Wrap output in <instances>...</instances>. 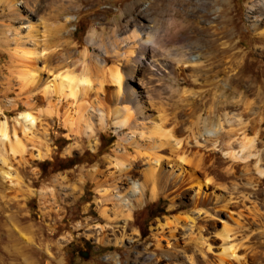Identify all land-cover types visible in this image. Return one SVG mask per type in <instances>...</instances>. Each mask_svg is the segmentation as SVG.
<instances>
[{"label": "rangeland", "instance_id": "374dc122", "mask_svg": "<svg viewBox=\"0 0 264 264\" xmlns=\"http://www.w3.org/2000/svg\"><path fill=\"white\" fill-rule=\"evenodd\" d=\"M263 3L0 0V122L24 149L0 158V264H264ZM141 42L175 71L143 61L136 110L98 60L126 81ZM84 72L88 91L53 90Z\"/></svg>", "mask_w": 264, "mask_h": 264}, {"label": "bare ground", "instance_id": "6f19581e", "mask_svg": "<svg viewBox=\"0 0 264 264\" xmlns=\"http://www.w3.org/2000/svg\"><path fill=\"white\" fill-rule=\"evenodd\" d=\"M15 3H13L12 5L14 6ZM264 4V3H263ZM220 17L216 18V20L210 24V30H213L214 28H216V32H214V34L219 37L218 39H221V33L218 32V29L220 30H223L224 28L223 27H220ZM214 23H218V24H215ZM137 37V36H136ZM148 41V40H147ZM150 42H141L140 43V46L142 48L141 50V56L137 57V63L136 64H139L138 66H135V69H133L129 74H126L128 79L126 81H123L124 80V76H123V72L121 71L120 67L117 66V65H108V59H104V60H98V66L99 68L102 70V72H104L103 74H106L107 75V79L108 81L111 83V84H115L117 85L118 87V94L122 92V90L124 91L123 93H125V100L126 101H129L130 103L134 104V107L136 108V110H141L142 109V102H141V97H145V96H149V90L147 88V82H145L144 80H139L138 79V75L140 74L141 72V66H142V63L143 61H148L150 63V65L153 67V68H159V69H167L168 67H171L173 69V71H175L174 67H172L171 64H164L162 63L161 61L157 60L156 58H154L155 56L150 52V45H149ZM152 45V48L153 45H157V42L156 41H153V43H151ZM134 48V47H133ZM154 53V52H153ZM117 55L118 52H116ZM129 56H127L126 58L128 59V61L130 60L129 58H133V54L135 53H132V51L128 52ZM139 54V53H138ZM127 55V54H126ZM125 55V56H126ZM169 55V53H168ZM171 55V54H170ZM120 56V55H119ZM118 56V57H119ZM89 58L88 56V52H85L84 54H82V63L84 64V67H86V63H87V59ZM173 58H177L179 59L180 56L179 55H176L175 57ZM132 61V60H131ZM110 66V67H109ZM87 69V68H86ZM85 70V69H84ZM83 71V70H82ZM154 69L151 70V73H150V79H153L155 77V74H154ZM88 72V71H87ZM81 75V74H80ZM105 77V76H104ZM133 79H135V83H138L136 85H132L130 84L128 81H134ZM125 82V83H124ZM89 85H90V80H89V77L87 75L86 72H84L80 77L76 78H73V77H69V76H61V78L59 80H56L55 79V85H54V91L57 92V94L59 96H63V97H76L77 95V91L80 89L81 91H88L89 90ZM52 87V86H51ZM47 89H49V87H47ZM52 90V92H53ZM120 95V94H119ZM144 100V99H143ZM128 102V103H129ZM145 103V102H144ZM144 105V104H143ZM129 112V110H128ZM127 116V115H126ZM125 116V117H126ZM35 119H33L32 117V114L29 113V112H23V113H20L16 119V122L17 123H21V122H25V124L28 122H31ZM126 120L123 122L124 124H126ZM27 123V124H28ZM33 123V122H32ZM122 123V125H123ZM128 124V122H127ZM24 125V124H23ZM126 126V125H125ZM158 132H160V128L156 129ZM157 135V134H156ZM166 137H168L169 135L168 134H165ZM179 141V140H178ZM21 142V141H20ZM19 142L18 138H17V134H11L8 130V126H7V122L6 121H1L0 122V158L2 159L3 162H5L4 158H3V154H2V149L3 148H7L8 152L16 155L18 153H21V152H24L23 150V146L21 145V143ZM168 142V141H167ZM181 142V141H180ZM170 143V142H169ZM252 141H250L248 144L251 145ZM245 145V144H244ZM243 148H246V147H243ZM184 151V150H183ZM186 151V150H185ZM181 152H182V149H181ZM5 154V153H4ZM182 154V153H181ZM180 154V155H181ZM233 154V153H232ZM184 155V152L183 154ZM159 158V157H158ZM157 158V160H158ZM158 162V161H157ZM207 163V162H206ZM122 164H120L121 166ZM213 165V164H211ZM119 166V167H120ZM123 166V165H122ZM157 167V166H156ZM215 167V166H214ZM122 168V167H121ZM151 168V167H150ZM155 168H151L150 169V177L154 176V173H155ZM124 170V169H122ZM172 170L170 171H167V175L171 176L172 175ZM3 176L5 179L7 180H13V177H12V173L10 171H3L2 172ZM129 176V180H133V177L130 176L129 173H127ZM125 175V174H124ZM212 175V169L209 168V169H205L204 170V173L202 174L203 178L205 180H210L211 179V176ZM126 177V179H127ZM124 178V177H123ZM154 178V177H152ZM181 175H177L174 179H173V183H172V186L174 189H176V191H181L182 187H183V183L181 181ZM152 181V180H151ZM196 181L198 183H196L195 181L192 182V184L196 183L198 185H200L199 181H201L199 178H196ZM189 182V181H188ZM118 189V188H116ZM137 190H139V195L141 197H143L145 195V190H146V186L144 187H138ZM109 192L106 191V194H108ZM153 196H155V191H153ZM108 210L105 209L103 211V216L107 219L108 218ZM129 217V216H128ZM159 226V225H158ZM160 228V227H159ZM121 232V238H118L117 237V234L114 233V235H112V237H114L113 240H110L108 237L111 236V235H107V234H103V239L105 241H107V244L109 245H112L114 244V246H117L118 244H121L122 243V239L125 237V232H124V229L120 230ZM227 235H224V238H226ZM224 254L226 256H233L234 252L232 251H229V250H225ZM223 254V255H224Z\"/></svg>", "mask_w": 264, "mask_h": 264}, {"label": "water", "instance_id": "95a60500", "mask_svg": "<svg viewBox=\"0 0 264 264\" xmlns=\"http://www.w3.org/2000/svg\"><path fill=\"white\" fill-rule=\"evenodd\" d=\"M80 257L83 258V259H87L88 258V252L81 253Z\"/></svg>", "mask_w": 264, "mask_h": 264}, {"label": "flooded vegetation", "instance_id": "af4514ba", "mask_svg": "<svg viewBox=\"0 0 264 264\" xmlns=\"http://www.w3.org/2000/svg\"><path fill=\"white\" fill-rule=\"evenodd\" d=\"M78 256L80 257V254H78Z\"/></svg>", "mask_w": 264, "mask_h": 264}]
</instances>
